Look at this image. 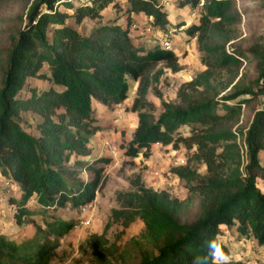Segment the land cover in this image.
Listing matches in <instances>:
<instances>
[{"label": "trees", "instance_id": "obj_1", "mask_svg": "<svg viewBox=\"0 0 264 264\" xmlns=\"http://www.w3.org/2000/svg\"><path fill=\"white\" fill-rule=\"evenodd\" d=\"M8 1L12 0H0V4ZM30 1L20 17L22 26L11 35V45L0 50V176L21 192L17 225H30L25 217L33 215L27 206L34 197L43 209L55 211L69 205L80 209L94 202L104 184V168L98 167L99 161H85L91 157L89 145L100 131L93 102L107 109L124 104L130 98L132 80L138 88L131 110L139 121L133 139L123 148L125 156L149 159L152 147L159 144L173 150L179 145L195 150L190 161L204 166L205 175L190 164L173 168L171 173L187 182L197 200L198 215L184 222L182 214L193 198L180 201L167 191L147 187L137 177L131 191L117 195L120 208L112 210L105 232L86 242L94 264H192L195 256L205 255L204 241L217 233L222 236L224 227L234 228L239 237L254 239L264 247V39L249 49L257 77L245 83L244 76L240 77L244 54L226 49L236 39V25L241 20L236 1L205 0L197 13L199 23L184 30L189 39H196L207 69L182 84L172 102L163 100L154 89L163 74L154 71L160 65L174 74L182 71L178 54L161 44L145 51L131 36L132 16L139 14L155 30L172 31L168 12L159 0H123L126 24H102L88 36L67 21L74 19L81 25L86 19H101L109 7L119 8L117 1L121 0H90L87 4ZM198 4L199 0H179L176 5H191L197 11ZM29 79L49 80L63 90L40 93L31 89L28 98L20 99ZM152 88L162 100L158 117L148 100ZM257 103L262 108L255 112L245 135L240 132L245 164L234 129L241 122L243 106ZM24 114L41 119L39 136L22 128ZM183 127L190 129L189 136L179 135ZM73 157L77 159L72 164ZM100 162L109 164L111 160ZM83 170L93 173L91 181L80 178ZM137 220L145 230L140 238L131 240L133 252L110 243L107 233L114 225L127 229ZM34 227L23 242L0 233V264H51L61 240L77 224L53 219L45 228ZM225 251L230 254L226 245Z\"/></svg>", "mask_w": 264, "mask_h": 264}, {"label": "rangeland", "instance_id": "obj_2", "mask_svg": "<svg viewBox=\"0 0 264 264\" xmlns=\"http://www.w3.org/2000/svg\"><path fill=\"white\" fill-rule=\"evenodd\" d=\"M237 10L241 16L240 22L236 25V39L229 43L226 47L228 53L240 52L244 54L242 65L240 68V77L243 75L245 83L253 81L257 77L256 62L249 49L257 42L264 39V0H235ZM119 8L109 7L103 12L102 18L98 20L86 19L81 25H77L74 19H69L67 24L77 30L82 35L88 36L98 26L107 23H114L124 26L126 24L127 15L125 13L127 4L123 0ZM31 4L30 0H12L0 4V50H6L11 45V35L21 26L20 17L26 14ZM179 8V7H177ZM65 11L64 8H61ZM169 17L187 25L192 23L198 24L199 18L192 17V7L188 5L179 12L176 5L166 9ZM70 14H72L70 12ZM132 25H137L138 29H131L132 39L135 45L142 46L145 51L153 49L159 44L162 45L160 34L155 37L139 36L135 32L141 30L144 32L145 27H152L148 18L143 14L135 16L132 19ZM175 28V25H174ZM171 28L172 31L175 29ZM153 30V29H152ZM135 34V35H134ZM51 34L49 37L51 38ZM139 36V37H136ZM179 35L174 32L171 35L170 42L172 51L178 49L182 45L179 42ZM202 54L197 48L192 53H188L181 58V63L187 62L184 71L180 74H174L170 70L164 68L163 65L157 67L155 72L161 70L163 74L160 82L154 85V89L159 92L162 99L168 102L177 99V91L184 83L192 81L197 74L206 70V66L202 64ZM44 73L49 76L48 67H45ZM153 73V74H154ZM131 92L130 98L122 105L102 112L104 105L93 102L95 117L100 131L92 139L89 147L92 149L91 158H85L88 163L95 164L99 161L98 167L104 168V184L96 193V199L90 205L80 209H73L70 205L65 209L45 210L34 197L28 203V210L32 212V216H26V223L29 226H18L15 217L18 214L17 203L21 198V192L16 184L0 176V233L17 242L27 240V235L31 234V230H35L34 225L46 227V223L53 219L63 220L66 222H76L77 227L69 235L61 240V246L57 251V256L51 264H94L93 254L86 246V242L92 235H102L105 232L107 223L110 221L113 209H119L117 195L120 192H127L133 189L132 185L137 177H141L142 182L149 188L157 191H167L173 198L180 201H187L193 198L191 206L184 211L182 219L184 222L193 221L198 215L197 200L188 190L187 182L181 180L178 176L171 173L176 167L190 164L196 168L199 174L205 175L206 168L199 166L195 162H191L192 155L195 150L189 151L182 145L173 150L172 146L155 145L151 150L149 159L139 156L138 158H130L125 156V150L129 142L133 139L134 132L138 127V114L132 109L133 101L136 98L138 83L130 81ZM55 88L62 91L60 87H54L49 80L29 79L27 87L19 95L20 99H26L30 96L31 89H36L42 93ZM150 90L148 100L155 105V117L162 113V100L156 96V91ZM263 104V101H262ZM258 103L255 106H243L241 122L234 129L237 133L238 143L243 153L244 163L247 162L246 148L244 145V135L251 125L255 112L261 109ZM41 119L33 114H24L22 118V128L29 134L37 137L39 132L37 129ZM190 129L181 128L179 135L183 137L189 136ZM76 157L72 158V164L76 161ZM102 159H110L109 164L100 162ZM264 165V153L261 156ZM80 178L85 182L91 181L93 173L90 171H81ZM90 221L87 226L85 223ZM33 222V223H31ZM145 230L144 224L137 220L124 229L120 225H114L107 233V238L111 244L126 250L129 253L134 251L131 240L138 239ZM30 232V233H29ZM223 238L225 245L229 248L233 262L241 264H264V247H259L254 239L239 237L235 229L223 228ZM135 253V252H134ZM136 255V254H135Z\"/></svg>", "mask_w": 264, "mask_h": 264}, {"label": "clouds", "instance_id": "obj_3", "mask_svg": "<svg viewBox=\"0 0 264 264\" xmlns=\"http://www.w3.org/2000/svg\"><path fill=\"white\" fill-rule=\"evenodd\" d=\"M206 253L204 256H195L192 264H230L232 256L225 251L223 236L219 233L204 241Z\"/></svg>", "mask_w": 264, "mask_h": 264}, {"label": "crops", "instance_id": "obj_4", "mask_svg": "<svg viewBox=\"0 0 264 264\" xmlns=\"http://www.w3.org/2000/svg\"><path fill=\"white\" fill-rule=\"evenodd\" d=\"M178 6L176 5V10H177V12H179V9H182V8H177ZM167 11V10H166ZM192 17H198L197 16V14H196V12L195 11H193V9H192ZM142 15V14H141ZM135 16L137 17V15H133L132 16V18L133 19H135ZM169 21H170V24H171V26L169 27V29H171V28H174V25H175V30H176V32H175V34H178L179 35V42L181 43L182 42V45L181 46H179L178 47V49L177 50H175V52L178 54V56H179V62H180V64H181V66H183V70L182 71H180L179 73H176V74H180V73H182L183 71H184V66H186L187 65V62H184V63H181V58H183V57H185V55L186 54H188V53H192V51H195V48H197V41H196V39H189V37L186 35V33H185V29H186V27H188L189 25H191V24H194V23H192V20L191 21H189L188 23L189 24H187V25H183V24H181L180 26H178L177 27V25L179 24V23H181V22H184V21H182V20H180V22H178V21H174V20H172L170 17H169ZM199 23V22H198ZM184 24H185V22H184ZM137 35H139V36H143V32L141 31V30H138L137 32H135ZM135 35V34H134ZM132 36V35H131ZM139 36H136V37H139ZM146 37H148V38H150L151 36H149L148 34H147V36ZM175 74V75H176ZM120 106V105H119ZM107 110V108L104 106V108H103V110H102V112L103 113H105V111ZM91 157H92V155H91ZM90 157V158H91ZM89 159V158H88ZM262 185V189H264V185L263 184H261Z\"/></svg>", "mask_w": 264, "mask_h": 264}, {"label": "built area", "instance_id": "obj_5", "mask_svg": "<svg viewBox=\"0 0 264 264\" xmlns=\"http://www.w3.org/2000/svg\"><path fill=\"white\" fill-rule=\"evenodd\" d=\"M68 1H70L72 3L87 4V3H89L90 0H68ZM159 1H160V6L164 7L165 9H168L171 6L176 5L179 0H159ZM204 5H205V0H199L198 9H197V11H195L196 14L198 13L199 10H201L204 7ZM55 6H56V8H58L59 4H56ZM133 29H138V26L137 25H133ZM144 31H146V33H149V34H153L154 37H155V34H160L161 35L160 37L163 40L162 46L165 49H167V50L171 49L172 44L170 42V38H171V35H172L173 31H169L167 33H163L161 31L155 30L152 27H145ZM85 224L88 226L90 224V221H87Z\"/></svg>", "mask_w": 264, "mask_h": 264}]
</instances>
